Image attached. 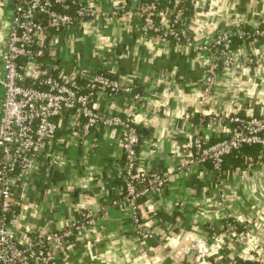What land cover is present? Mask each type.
I'll return each mask as SVG.
<instances>
[{
    "label": "crops",
    "instance_id": "obj_1",
    "mask_svg": "<svg viewBox=\"0 0 264 264\" xmlns=\"http://www.w3.org/2000/svg\"><path fill=\"white\" fill-rule=\"evenodd\" d=\"M82 1L100 16L56 35L59 67L102 73L131 87L129 94L96 97L95 108L147 131L139 165L164 174L166 183L137 203L135 224L125 205L111 204L123 187L118 133L71 136L64 119L53 150L58 163L40 156L30 172L14 176L13 226L20 239L37 230L62 231L72 218L90 214L57 249L55 264H264V149L253 146L258 150L239 160L226 157L220 171L185 166L193 138L226 139L233 115L264 111V37L234 43L231 64L218 62L206 93L204 73L214 56L187 42L208 47L225 29L251 31L256 20L264 21V0H184L187 28L179 42L144 35L141 17L128 8L154 1L165 9L180 0ZM14 3L0 0L1 48ZM118 4L125 10L112 16Z\"/></svg>",
    "mask_w": 264,
    "mask_h": 264
},
{
    "label": "built area",
    "instance_id": "obj_2",
    "mask_svg": "<svg viewBox=\"0 0 264 264\" xmlns=\"http://www.w3.org/2000/svg\"><path fill=\"white\" fill-rule=\"evenodd\" d=\"M183 1L165 9L158 8L154 1L137 2L128 10L141 17L144 35L157 34L179 42L187 28ZM125 7L115 5L112 16L124 12ZM97 16L100 14L90 1L15 0L4 44L0 47V264H55L57 249L65 239L90 221L91 215L84 214L83 219L68 221L62 231H32L25 242L13 226L17 216L14 176L30 172L40 156L46 157L49 164L58 163L53 150L60 143L59 131L64 119L68 120L71 136L86 137L97 131H104L106 136L118 133L123 187L117 191L118 200H112L111 204L125 205L135 224L138 225L137 200L160 191L166 183L164 174L140 167V134L130 120L110 112L100 113L95 108L96 97L119 91L129 94L131 87L120 85L102 73L66 72L59 67L53 53L57 34L80 27ZM263 23L261 19L256 20L251 31L242 26L225 29L208 47L187 42L189 48L214 56L205 69L204 93L210 90L218 62L224 66L231 64L232 39L245 42L264 37ZM133 98L140 99V95L136 93ZM229 120L233 127L228 138L214 143L202 137L191 140L185 166L208 164L220 171L224 158L243 147L264 149V111L258 115L235 114ZM144 235L149 237L147 232ZM230 264L240 263L235 260ZM248 264L258 263L254 260Z\"/></svg>",
    "mask_w": 264,
    "mask_h": 264
},
{
    "label": "trees",
    "instance_id": "obj_3",
    "mask_svg": "<svg viewBox=\"0 0 264 264\" xmlns=\"http://www.w3.org/2000/svg\"><path fill=\"white\" fill-rule=\"evenodd\" d=\"M262 27V26H261ZM247 30H249V29H247ZM236 42H241V40L240 39H238V38H233L232 39V41H231V47H233V44L234 43H236ZM136 129H137V131L139 132V134H140V141H141V139H142V137L143 136H145V135H147V131H145L144 129H142L141 127H136ZM256 149V150H255ZM250 150H253L254 152H256L257 150H258V147H248V146H245V147H243L241 150H240V152H235V153H232V154H230V155H228V156H226V157H229V158H233V159H236V160H239V159H242L243 158V154L245 155L248 151H250ZM243 153V154H242ZM225 157V158H226ZM225 158H224V160H225ZM224 160H223V163H224ZM223 163H222V166H223ZM143 198H139L138 200H137V203L139 202V201H141ZM16 208V207H15ZM237 262H239L240 264H247V263H245V262H242V261H237Z\"/></svg>",
    "mask_w": 264,
    "mask_h": 264
}]
</instances>
